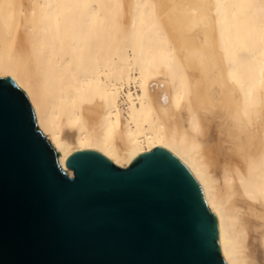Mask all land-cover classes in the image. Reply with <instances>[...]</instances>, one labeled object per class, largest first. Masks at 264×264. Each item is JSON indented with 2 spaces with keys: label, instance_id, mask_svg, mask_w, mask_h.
Listing matches in <instances>:
<instances>
[{
  "label": "bare ground",
  "instance_id": "bare-ground-1",
  "mask_svg": "<svg viewBox=\"0 0 264 264\" xmlns=\"http://www.w3.org/2000/svg\"><path fill=\"white\" fill-rule=\"evenodd\" d=\"M61 167L163 149L215 213L227 264H264V0H0V77Z\"/></svg>",
  "mask_w": 264,
  "mask_h": 264
},
{
  "label": "water",
  "instance_id": "water-1",
  "mask_svg": "<svg viewBox=\"0 0 264 264\" xmlns=\"http://www.w3.org/2000/svg\"><path fill=\"white\" fill-rule=\"evenodd\" d=\"M66 164L73 175L0 77V264H227L202 187L171 153L120 167L85 149Z\"/></svg>",
  "mask_w": 264,
  "mask_h": 264
}]
</instances>
